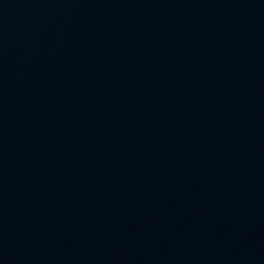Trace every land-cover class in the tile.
Masks as SVG:
<instances>
[{
	"label": "water",
	"instance_id": "95a60500",
	"mask_svg": "<svg viewBox=\"0 0 264 264\" xmlns=\"http://www.w3.org/2000/svg\"><path fill=\"white\" fill-rule=\"evenodd\" d=\"M0 264H264V0H0Z\"/></svg>",
	"mask_w": 264,
	"mask_h": 264
}]
</instances>
